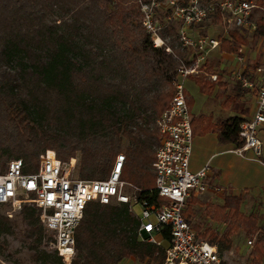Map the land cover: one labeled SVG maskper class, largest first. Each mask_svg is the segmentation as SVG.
<instances>
[{
  "label": "trees",
  "instance_id": "16d2710c",
  "mask_svg": "<svg viewBox=\"0 0 264 264\" xmlns=\"http://www.w3.org/2000/svg\"><path fill=\"white\" fill-rule=\"evenodd\" d=\"M258 6L263 15L255 21L253 38H264V0ZM221 22L218 15L212 24ZM159 34L171 53L153 47L138 0H0V173L11 160H21L25 172H34L39 157L51 150L64 165L77 158L78 179L103 181L123 154L120 180L137 190L139 201L165 202L153 191L152 163L160 140L156 122L169 105L186 52L174 27ZM246 43L234 30L221 40L220 51L238 54ZM241 121L220 122L219 142L237 146ZM240 203L228 197L223 207L213 209L212 218L226 225L224 233L207 228L200 236L221 257L243 230L255 236L252 264H262L264 228L256 216L241 212ZM39 215L34 205L20 209L29 238L40 231ZM12 226L0 215V235L9 234ZM138 228L128 205L89 204L76 230L71 264H121L126 259L162 264L169 230L162 231L157 246L139 236ZM36 259L63 264L56 252H42Z\"/></svg>",
  "mask_w": 264,
  "mask_h": 264
},
{
  "label": "built area",
  "instance_id": "2783aa9c",
  "mask_svg": "<svg viewBox=\"0 0 264 264\" xmlns=\"http://www.w3.org/2000/svg\"><path fill=\"white\" fill-rule=\"evenodd\" d=\"M259 0H220L205 3L189 0L180 5L178 0H138L142 13V26L150 36L154 48L165 47L160 37L164 27L175 28L178 45L186 52L180 61L173 81V95L168 107L158 118L159 145L152 163L155 176L153 191L165 202L139 201L136 189L127 192L129 184L120 180L125 162L123 155L117 156L110 175L103 181H83L71 175L54 154L46 151L40 156L39 166L34 172H25L21 160H11L0 173V206H11L20 210L23 205H34L40 211L39 218L52 236V247L61 259L70 263L76 254V230L89 204L101 206L128 205L139 221V236L160 245L162 231L169 230V242L162 264H222L217 247L199 239L184 216L187 200L208 189L209 165L199 171L190 170L193 131L192 115L188 105L184 81L200 74L207 76L205 63L210 51L220 49L222 38H213L197 33L214 16L220 15L219 26L223 35L229 30L242 34H253L256 24L253 11L259 9ZM261 9V8H260ZM162 15L164 23L157 17ZM216 81V75H208ZM242 89L255 92L252 115L239 124V141L234 153L243 157L252 151L256 158L261 156L262 142L258 133L264 126V57L249 76L237 78ZM139 205L141 213L136 215L133 207ZM252 247V240L247 241ZM134 261V260H133ZM225 264V263H224Z\"/></svg>",
  "mask_w": 264,
  "mask_h": 264
},
{
  "label": "crops",
  "instance_id": "0c3cea01",
  "mask_svg": "<svg viewBox=\"0 0 264 264\" xmlns=\"http://www.w3.org/2000/svg\"><path fill=\"white\" fill-rule=\"evenodd\" d=\"M257 19L252 15L254 22ZM219 25L212 24L206 33L203 26L197 33L213 38H228L229 33L223 35ZM242 36L247 43L241 46L238 54L223 53L220 49L210 51L205 63L207 76L200 74L184 81L193 131L189 167L193 172L206 164L210 168L206 178L209 189L201 195L190 197L183 213L199 239H203L200 233L207 228L220 234L226 231V225L214 220L212 215L213 209L223 207L228 197L241 200L240 210L246 216L253 215L258 219L264 216V126L258 133L262 142L261 156L258 158L252 151L240 157L234 153L235 144L220 143L218 139L217 127L220 122L231 117L241 120L249 118L255 106V92L242 89L237 78L239 75L249 76L263 62L264 38L256 39L257 45L252 48L250 39L253 34ZM208 75H216L217 80H209ZM241 233L244 231L235 234L232 241Z\"/></svg>",
  "mask_w": 264,
  "mask_h": 264
},
{
  "label": "rangeland",
  "instance_id": "374dc122",
  "mask_svg": "<svg viewBox=\"0 0 264 264\" xmlns=\"http://www.w3.org/2000/svg\"><path fill=\"white\" fill-rule=\"evenodd\" d=\"M128 1H130V3L132 2V0H128ZM124 4H128V3H124ZM262 15H263V11L260 8L253 11V16L255 18H259ZM215 17L216 16L212 17L210 21L205 24L204 33H206V31L210 29L212 25V21ZM157 21L158 23L163 24L164 17L162 15L158 16ZM256 39L259 38L250 39V45H252V48H254V46L257 45ZM105 51L107 54L111 52V50L109 49H106ZM234 83H236L235 80ZM0 151L3 150L1 149ZM6 151L9 152L11 151V149L7 148ZM48 151L53 152L51 150ZM38 166H39V161H38ZM65 167L71 170V175L73 177L77 178V168H78L77 158L70 159L69 162L65 164ZM130 191H134L132 187H128L127 192L131 193ZM26 205L30 206L31 204H26ZM133 211L136 215H139L141 213V207L139 205H135L133 207ZM0 215L7 217L8 220L13 225L9 234L2 233L0 235V264H51L49 262H43L41 260L36 259V256L40 255L42 252H45L50 255H53L55 252L52 247V236L46 230L41 220L39 226L40 231L38 230L37 232L38 234L35 237L29 238L26 233L27 228L21 220L20 210H15L11 206H0ZM259 220L260 222L258 225L264 228V216L260 217ZM40 235L43 236L42 242L37 245L34 244L33 239L37 238ZM202 240H206V239H202ZM248 240H252L253 242L252 247H248L247 245ZM254 243H255V236L247 237L245 235V232L237 235L233 241V246L231 250L229 252H225L221 256L222 261L225 264H252L251 252L253 250ZM62 262L63 264H71V262L67 263L63 260ZM121 264H137V263L133 260L126 259ZM262 264H264V259Z\"/></svg>",
  "mask_w": 264,
  "mask_h": 264
}]
</instances>
